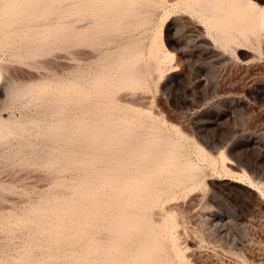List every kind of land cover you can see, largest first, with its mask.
Returning <instances> with one entry per match:
<instances>
[{"label": "bare ground", "instance_id": "1", "mask_svg": "<svg viewBox=\"0 0 264 264\" xmlns=\"http://www.w3.org/2000/svg\"><path fill=\"white\" fill-rule=\"evenodd\" d=\"M181 1L204 22L215 42L227 49L253 45L258 39L257 34L264 32V5L255 0ZM146 3L139 0H0V54L11 49V58L24 65L43 63V59L61 52L69 53L74 59L80 43L97 47L111 41L124 30L127 16ZM138 13L142 18L145 15L141 9ZM84 18L92 19L90 30L79 28ZM197 27L191 25L182 35H174L179 43L175 66H170L171 52L162 48L157 37L148 62L142 60L141 53L133 52L128 46L122 47L117 54L111 53L108 60H100L102 73L97 72L100 76L90 80L88 88L76 80L78 69L72 70L68 78L47 76L31 82L19 80L23 78L24 70L17 67L18 73L16 66L0 56V143L37 132L38 137L56 143L49 149V166L80 169L85 173L81 186L70 187L71 195L53 196L51 215L45 212L46 209L37 208L36 217L42 221L45 217L51 218L45 231L56 241V246L62 241L72 245L84 242L90 253V259L84 260L86 264H191L189 252L200 257L205 254V248L199 245L203 241L198 242L193 236L192 239L185 238L188 250H184L177 232L181 224L185 226L184 223L193 220L205 230L208 238L214 236L212 238L223 240L226 246L246 244L247 249L252 237V212L259 205L263 208L264 204L252 186V178L244 170L246 165L252 169V160L244 154L227 156L226 150L236 141L233 135L211 145L208 150L199 139L205 138L209 126L220 127L226 118L238 115V102L231 101L229 107L215 115L202 112V104L220 92L213 73L205 67H201L193 81L182 83L181 73L184 74L186 65L194 57L200 66L206 61L218 64L224 57L205 40L206 36ZM166 68L172 69V73L165 86H175L187 104L181 108L196 113L192 121V127L198 133L193 139L196 154L210 166L216 167L220 163L223 170L238 179L210 177V183L207 182L210 186L205 183L208 170L202 161L190 155L187 141L194 133L191 134L182 122H170L148 105L132 109L133 114L124 112L121 115L113 112L118 104L108 105L107 112L96 105L98 95L112 103L121 88L136 90L144 87L150 75L155 76ZM199 88L205 90L201 98H197ZM169 91L170 95L175 93L173 89ZM140 96L149 101L147 95ZM27 99L40 101L39 111L43 117L13 115L11 110L17 103ZM108 101L101 102L106 106ZM84 102L90 107L81 106V117L77 109ZM92 109L101 112L96 114L103 122H96L97 115ZM245 134L241 140L244 147L264 150V140L258 134ZM18 142L20 148L27 146L29 151L20 158V150L9 152V160L17 158L24 166L41 163L42 157H46L34 150L33 142ZM80 142L85 145L81 152L76 148ZM261 159L264 160V151ZM61 185L63 182L55 186L63 187ZM184 193L191 195L187 202L180 201L179 196ZM75 206L79 207L77 215L72 212ZM71 218L75 220L69 224ZM56 246L36 243L13 264H34V249L51 251L57 249ZM58 259L75 263L80 256L73 253L52 256L46 252L38 264H51ZM253 260L256 262L257 259Z\"/></svg>", "mask_w": 264, "mask_h": 264}, {"label": "rangeland", "instance_id": "2", "mask_svg": "<svg viewBox=\"0 0 264 264\" xmlns=\"http://www.w3.org/2000/svg\"><path fill=\"white\" fill-rule=\"evenodd\" d=\"M255 1L264 5L263 0ZM139 2L147 3L143 5L142 8L134 9V12L127 16L124 30L117 33L114 37L115 39H110L111 41H106L102 45L100 44L101 46L99 45L97 47H91L86 43H80L77 47L79 49L76 48V54L78 56L76 55L74 59L69 55V53L61 52L60 54L52 55L43 59V63L36 65H24L17 63V61H14V59L11 58V54L13 53L11 49H9V51L2 52L0 56L9 64H13L16 68L19 67L24 70V76H22L23 78H19V80L22 79L27 82H31V80H43L47 76L49 78H68L70 75L69 73L72 72V70L74 71L78 69L81 73L77 72L76 80L78 82L80 81L79 83H81L85 88H88L89 81H92L95 77L100 76L102 73V66H100V64H102L101 61L103 60L104 62L108 60L107 58L111 57L112 54H117L118 50L120 51L122 47H131L133 52L142 54V60L144 62H148L153 41L157 37L160 39L162 48L171 52V57L168 61L170 66H175L178 61L177 51L179 49V43L175 41L174 35H182L185 29H188L191 25L193 26L196 24L198 26L197 28H199V30L206 36L205 40L210 45L214 46L218 52L222 53L224 57L218 64L215 61H206L202 64L203 66H200L201 63H199L197 58L194 57L193 60L186 65L184 74L181 73L182 83L184 84L189 81H193L195 76L200 73L201 67H205L206 70L213 73L215 80L220 86V92H218L210 101L202 104V112L212 113L215 115L224 108L229 107L231 101L238 102V115L226 118L224 125L220 127L209 126L208 129H210L206 132L205 138L202 139L200 137L199 139L202 141L203 146L208 150L211 145L219 143V141L221 142L232 135L235 136L236 141L233 142L234 144L232 148L226 150V154L230 155H227L228 157H232V155H236L235 157H237L238 155L244 154L252 160V169L246 165L244 170L248 176L252 178V186L256 189V192L264 202V160L261 159V153L264 150L260 149L261 147H252V149H248L241 144L242 137L246 135L245 133L247 132L256 133L264 140V32L261 31L257 34L258 39L253 45H246L244 46V49H227L215 42L204 22L198 16L189 11L183 5L181 0H139ZM140 9L145 12L143 18L138 15V11ZM80 24L79 28L81 30H90L92 19L84 18L81 20ZM19 68L16 69L18 73L20 71ZM171 70L172 69L170 68H166L160 71L159 74H155V76L150 75L147 79V84L136 90H131L125 87L121 88L117 92L119 98L116 94L113 99V101L115 100L117 103L115 101L111 103L107 99H104L101 95H98L95 98V103L100 110L106 112L109 109L108 105L110 107V104H118L117 107L115 106V111L113 110V112L118 115H121V113L123 114L124 112L133 114L134 112H132V109L136 107V109H142L145 105H148V107L151 106L152 109L154 108L153 110L156 113H160L159 115L165 116L168 121L182 122L186 125L191 134L192 132L194 133L193 138L191 137L192 139H188L187 141L189 153L194 159L201 162L202 160L198 157L197 151L193 149V139L198 137L197 131L192 127V121L196 113L193 111H185L184 108H181L187 104L184 98H181L182 95H180L181 93L176 90L175 86H165L168 77L172 73ZM93 71L95 72L93 73ZM97 72L100 74L98 75ZM90 75L91 78L89 77ZM169 89H173L175 93L170 95ZM200 89L201 88L198 89L200 94L197 95V98H201L203 95L201 94L202 91H205L204 89ZM142 94L147 95L149 100L148 102L140 96ZM136 97L138 98L136 99ZM124 98H128L129 100ZM100 100L103 102L108 101V104L105 106ZM40 104L39 100L27 99L17 103L11 112L13 115H16V117H43V114L39 111L41 108ZM81 106L82 108H87L86 106L89 108L90 105L89 103L84 102V104L79 106L80 108L77 109V111L79 110L80 112L78 111L77 114L79 113L78 115L82 117L83 109ZM102 106H104L105 109ZM92 110L95 115H97L96 122H101V116L99 115L98 117V114H96V112H101H95L94 109ZM5 116H7V114H5ZM97 117L100 120H98ZM12 138L0 143V264H13L16 261H20L30 247L36 243H41L43 245H52L53 243L56 246V241L49 237L45 231V228L48 226V222H50L51 218L45 217L43 221L42 219H38V217H36V212L38 216V211L36 209L41 208L44 211L46 209L45 212L51 215L52 205L54 203L51 201L53 196H69L71 192L70 187L74 185L81 186L83 184L82 181L85 179V173H83V171L81 172L80 169L68 170L61 168L60 166H49V149L55 146L56 143L52 141L50 142V140L45 138L38 137L37 132H30L24 134L23 136ZM8 140L9 142H7ZM22 140L33 142L34 150H36L39 155L46 156L42 157L41 160L43 161L41 163L21 166L17 158L14 161L9 160L8 154L14 150H20L19 158L22 157L24 153L29 151V147L27 146L22 148L19 147L20 145L18 141L21 142ZM76 148L77 151L81 152L85 149V145L83 142H80L76 145ZM202 163H204L203 165L206 166V169L208 170L207 175L205 176V183L208 186H210V177H217L221 179L234 178L228 171H225L220 167V163H218V166L216 167L210 166L208 161H202ZM227 165L231 166L230 163ZM62 182L64 185L61 186L63 187H56ZM190 196L191 195L188 193H184L181 194L179 198L180 201L187 202V198L189 197L190 199ZM63 201L64 199L61 200V202ZM260 206L261 205H259V208L252 212V237L250 240L251 242L249 241L247 243V249L246 244L243 246H241V244L239 246H231L230 244L229 247L225 245L223 240L221 241L218 240V238H212L214 236H210L208 238L209 235H206L205 230L200 228L201 226L197 224L196 220L184 223L185 226L181 224V227L177 232V236L180 245L184 248V250L187 249V244L185 243L187 242L186 239H192L193 237V239L198 242L203 241V245L201 243H199V245H201L202 249L203 247L205 248L203 250L206 254L203 255L204 258L203 256H193L191 255V252L187 251V253H190H188V255H190L189 260L191 264H206L207 262V264L261 263L264 260V204H262L263 208ZM78 208L79 207L75 206L72 209V212L76 213V215L79 213ZM49 212H51V214ZM52 219L53 221L56 220L53 216ZM74 220L75 219L71 218L68 223L71 224ZM183 229L185 231H183ZM213 239H215V241ZM56 247L57 249L54 248V250L51 249V251H47L45 248H38V250L34 249V264H38V260L41 259L46 252L52 256H62L65 253H73L76 256H80L79 261L75 263L68 262L67 260L65 261V259H62L63 261L61 259L56 261V259L53 261L54 264H86L87 261L84 262V260L90 259V253L87 251V247L84 242L72 245L66 241H62ZM232 253L239 255L236 256ZM259 257V260L261 261L258 260ZM252 259L257 260L256 262L253 260V263ZM201 260L204 262L202 261L201 263ZM53 262L51 264H53Z\"/></svg>", "mask_w": 264, "mask_h": 264}]
</instances>
